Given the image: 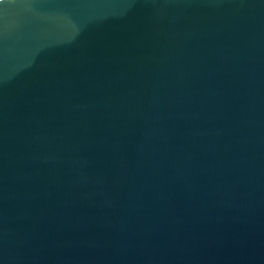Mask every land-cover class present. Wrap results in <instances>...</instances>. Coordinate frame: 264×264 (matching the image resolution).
<instances>
[{"label": "water", "instance_id": "1", "mask_svg": "<svg viewBox=\"0 0 264 264\" xmlns=\"http://www.w3.org/2000/svg\"><path fill=\"white\" fill-rule=\"evenodd\" d=\"M0 264H264V0H0Z\"/></svg>", "mask_w": 264, "mask_h": 264}]
</instances>
